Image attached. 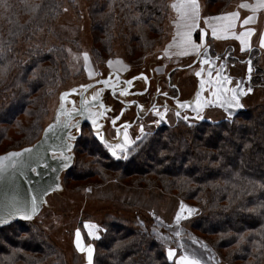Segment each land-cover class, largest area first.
<instances>
[{
	"label": "trees",
	"instance_id": "trees-1",
	"mask_svg": "<svg viewBox=\"0 0 264 264\" xmlns=\"http://www.w3.org/2000/svg\"><path fill=\"white\" fill-rule=\"evenodd\" d=\"M88 1L92 31L136 42H142L144 31L132 32L135 27H146L156 35V27L150 23L156 24L162 17L167 3ZM227 1L221 0L222 6ZM60 14L59 0H0V29L6 28L5 35L0 30V67L5 75L0 80V124L17 119L28 105L35 104L30 95L53 81L49 78L55 70L47 67V72L41 64L53 62L58 49L54 45L36 49L27 54L26 64L16 56V43L29 39L34 31L50 30ZM145 43L152 45L148 40ZM251 54L255 75L250 85L264 88V70L255 65L258 53ZM38 67L42 69L36 71ZM36 141L0 156L31 147ZM79 145L97 160L92 162L96 169L90 163L77 165L75 149ZM73 156L67 171L79 173L71 176L74 180L96 176L105 181L113 175L132 188L160 191L195 210L186 222L189 229L161 224L160 218L132 204L111 206L101 220L83 216L80 222L92 221L99 227V239L89 241L94 249L92 264H175L166 247L183 248L175 236L180 231L185 248L189 234H194L199 246L193 244V249L208 258L214 256L219 264H264V102L231 117L157 126L131 148L127 159L117 160L98 141L84 140L81 135ZM88 172L93 174L87 177ZM81 255L72 244L71 258L66 259L65 252L33 220L0 229V264H85L84 259L78 261Z\"/></svg>",
	"mask_w": 264,
	"mask_h": 264
},
{
	"label": "rangeland",
	"instance_id": "rangeland-1",
	"mask_svg": "<svg viewBox=\"0 0 264 264\" xmlns=\"http://www.w3.org/2000/svg\"><path fill=\"white\" fill-rule=\"evenodd\" d=\"M59 1L61 14L54 20L50 30L34 31L33 35L30 34L29 39L22 38L16 43V56L26 64L29 62V60H25L27 54L36 49L47 50L54 45L58 49L59 55L54 57L53 62L45 61L41 64V67H46L45 71L49 72L47 67H51L55 72L49 78L53 79L52 82L30 95L35 104L28 105L22 114L9 124H0V153L32 144L40 137L41 131L52 122L56 109L60 105L62 93L72 89H81L82 86L111 71L126 73V75L141 71L151 73L148 104L156 95L157 90L160 93L165 92L176 97V93L170 91L168 87L166 79L168 73L172 75L171 84L177 87L179 92L177 101L160 97L157 101L160 108L155 109L144 121H139L135 126L120 128L119 135L117 129L110 126V121L104 125L100 133L109 145L124 144V135L125 132L127 133L130 141L127 146V155L139 140L157 126L174 125L179 121L194 123L206 118L216 120L225 115L231 117L241 110L264 102V88L250 85L251 76L255 75L249 61L253 50L243 55L239 51L243 47L240 41L236 38L230 39L233 35L229 39L223 37L214 39L211 34L215 28L217 36H225L228 27L226 31L225 29L229 24L234 25L230 27V33L236 30L245 32L247 28L241 30L237 19H241L242 16L254 19L253 14L257 16L263 12L264 8L261 9L262 11H258L260 9L257 7L259 0H230L226 4L224 3V6H222L221 0H197L199 14L198 18L194 20L195 26L191 28L188 25L193 21L181 18L183 11L181 4L184 3V0H167L162 17L156 24L150 23L151 26L156 27V35L146 27L132 29V32L135 33L139 30L144 31L142 42H136L133 38H122L118 34L107 36L100 31H92L88 16V0ZM241 4L248 7L242 8ZM173 5L176 7L174 8ZM232 13L238 14L234 21L214 19L215 17H230ZM253 19L249 22L250 27H248L252 35L249 40L246 38V41L250 42H253L256 35L260 34L256 26L258 24L254 23ZM263 20L264 13H261L258 16V21ZM0 30L2 35L6 34V28ZM147 40L152 43L151 46H145ZM228 45L235 48V53L227 47ZM102 47L108 48L103 51ZM261 48L262 57L255 63L260 69L262 68L260 65L264 64V59L262 61L264 47ZM85 55H87V61H85ZM196 59L198 60L196 61ZM206 60L207 63H205ZM183 66H185L184 70H176V67ZM249 68H251V72H249ZM41 69L38 67L36 71ZM3 71V68L0 67V80L5 78ZM197 73L200 75L198 76ZM225 78L231 83L226 82ZM262 80L264 81V77ZM237 83L240 84L237 94L241 89L246 93L238 95L242 107L229 108L226 100L231 99L232 92L228 90L236 88ZM136 85L144 86L143 81ZM214 92L216 95L213 94ZM197 94H199L201 102H212L200 111V118H197V112L194 110L197 107ZM217 97L224 106L217 104ZM180 105H186V107L181 108ZM133 115L131 113L124 119H132ZM161 115H163V119H161ZM141 128H143V132H141ZM86 137L95 139L105 147L108 153H111L96 133L88 128L82 130V139L86 140ZM117 151L119 153V149ZM120 154L123 155V153ZM75 155L77 165L90 163L92 170L97 168L92 163L97 160L88 156L83 151L82 145L75 149ZM73 167L76 168V163ZM74 174L79 173L76 170H71L60 175L59 186L45 196L40 213L33 219L34 224L65 252L68 260L71 258L72 244L75 246L77 231L80 232L82 246L85 249L89 246L92 247L84 228V222L87 221L80 222V219L84 216L101 220L106 215V210L111 209V206L114 205L132 204L140 210L160 218L161 224H168L175 229L177 227L189 229L186 222L192 219L193 212L189 213L187 209L191 208L184 205L186 211L182 215L187 218L181 219L177 223L175 217L180 212L182 203L171 196L164 195L157 190L132 188L127 182L119 181L113 175L107 177L105 181H101L96 176L91 178L93 173L89 174L88 172L86 175L89 174L87 177L90 178L77 181L71 177ZM95 235L98 234L95 233ZM175 236L179 238L177 242L181 240L180 246L182 245L183 248L166 247L167 254L169 250L175 253L171 259L175 264L183 256L199 260L200 264H219L214 256L209 255L210 258H208L206 255L203 256V252L193 249V244L199 246L194 241V237H197L194 234H189L190 240H188L186 248L182 241L183 231H180V235L175 234ZM83 259L85 264H88L86 255H81L78 261L81 262Z\"/></svg>",
	"mask_w": 264,
	"mask_h": 264
},
{
	"label": "water",
	"instance_id": "water-1",
	"mask_svg": "<svg viewBox=\"0 0 264 264\" xmlns=\"http://www.w3.org/2000/svg\"><path fill=\"white\" fill-rule=\"evenodd\" d=\"M104 82L106 81L100 80L87 85L83 87L80 94L75 90H69L61 96L64 95L67 98L70 95H79L82 99L91 88ZM65 100L61 101L63 107L56 110L55 121L43 129L38 141L31 147L14 152L20 153V156H11V154L0 156V218L8 217V214L14 212L17 207L30 212L34 197L37 203V211L31 220H23L17 214L10 218L8 223L0 225V229L18 221H32L40 213L45 196L59 186L60 175L72 167L74 161L72 151L75 142L80 138L81 125L84 120L80 119L69 127L68 124L77 117L85 116V110L89 106L69 112L66 109ZM122 112L123 110L116 120L120 118ZM74 128H76L77 135L68 136V132ZM67 145L72 146V151L67 150ZM25 149H31V151H25ZM5 157L8 159H4ZM64 157L72 159L68 162Z\"/></svg>",
	"mask_w": 264,
	"mask_h": 264
},
{
	"label": "flooded vegetation",
	"instance_id": "flooded-vegetation-1",
	"mask_svg": "<svg viewBox=\"0 0 264 264\" xmlns=\"http://www.w3.org/2000/svg\"><path fill=\"white\" fill-rule=\"evenodd\" d=\"M184 67L185 66L176 67V70L182 71L184 70ZM171 76L172 75H170V73L167 74V84L170 91L176 93V97L168 95L165 92L160 93V91L157 90L156 95L153 96L152 100L148 104V99L150 98L149 91L151 87L152 78L151 73H145L144 71H141L136 74L126 75V73L111 71L110 73L105 74L104 76L99 77L95 81L87 84L90 85L100 80L106 81L104 83L99 84L98 86L91 88L88 92L85 93L82 99L79 98V95H70L66 98L65 105L66 109L69 112L78 111L81 110V108L85 109V107L89 106L85 110V116L83 115V117L80 116L72 120L68 124V127L73 125L76 121L83 119L84 121L81 125V135L82 130L85 128H88L92 132L96 133L92 126L91 119L92 114L98 112L104 113L103 116H95L97 124L101 126L99 131L104 127V125L108 121H110V126L114 129L125 128L124 126H127L128 128L135 126L139 121H144L155 109L160 108L157 105V101L160 97H162L163 99L177 101L179 92L178 88L171 84ZM140 81H143V87H139L138 85H136ZM85 86H82L81 89L72 90H75L80 94L83 91V87ZM122 92L125 94L122 95ZM96 93H100V95L99 97H97V99L93 100V96ZM101 104L104 105L103 108L100 107ZM61 105L62 102L60 101V105L58 108H60ZM122 110L123 112L120 118L116 120ZM131 113L134 114L132 119H124ZM55 119L56 118L54 116L52 122H54ZM113 120H115V124L113 123ZM76 135V128L68 132V136Z\"/></svg>",
	"mask_w": 264,
	"mask_h": 264
},
{
	"label": "snow or ice",
	"instance_id": "snow-or-ice-1",
	"mask_svg": "<svg viewBox=\"0 0 264 264\" xmlns=\"http://www.w3.org/2000/svg\"><path fill=\"white\" fill-rule=\"evenodd\" d=\"M173 7L175 8L176 5H173ZM240 7L245 8L248 6L245 4H241ZM257 7L258 8H264V0H259ZM181 8L183 9V11L181 13V18L192 20L193 23L188 25V27L189 28L194 27L195 26L194 20L198 18V14H199V5L197 4V0H184V3L181 4ZM253 10L255 11V9H253ZM237 17H238L237 13H232L230 17H215L214 19H226V20L234 21ZM252 19H253V17L246 18L244 20V24H248ZM232 26H234V25L233 24L227 25L225 31L227 30V27H232ZM189 35H190V33H189ZM251 35H252V32L247 31V32H242L238 37H234V38L239 39L241 45L243 46L246 43L245 37H248ZM213 36L216 38H220L219 36H217V30L215 28H213ZM224 38H227V36L225 35ZM260 45H261V47H264V37H261ZM241 50H243V47ZM87 59H88L87 55H85V61H87ZM207 62L208 61L206 60L205 63H207ZM249 72H251V68H249ZM197 75L199 76L200 73H197ZM225 80H226V82L231 83V81L227 80V78H225ZM239 88H240V84L237 83L236 88L228 90V91L232 92V96H231L230 100H226L227 107H229V108H240V107H242V105L239 102L238 95H244L246 93L244 92V90L241 89L239 91V94H237V89H239ZM202 90H203V84H202ZM248 91H251V89H248ZM121 94L123 95L125 93L122 92ZM213 94L216 95L215 92ZM99 95H100V93H96L93 96V100L97 99V97H99ZM65 98L66 97L64 95H62L61 101H64ZM196 102H197V107L194 110L197 112V118H200L199 117L200 111H202L204 107L211 104L212 102L211 101L201 102L199 94H197ZM85 103H86V101H85ZM217 104L219 106H224V104H222L220 102L219 97H217ZM61 107H63V105H61ZM100 107L103 108L104 105L101 104ZM180 107L183 108V107H186V105H180ZM103 114H104L103 112H98V113L92 114L91 122H92V126H93L94 130L96 131V135L101 139V142H104L106 144V147L109 148V150H110V152L114 158H116L117 160H119L121 158L127 159V146L130 144V141L127 137V133L125 132V135H124V144H120V143H117L116 145L107 144L103 139V135L99 131L101 126L97 124V120L95 119V116H103ZM178 115H179V113H178ZM161 119H163V115H161ZM185 119H188V118L185 117ZM113 123L115 124V120H113ZM124 127L126 128L127 126H124ZM141 132H143V128H141ZM117 133L119 135V129H117ZM70 139H74V137H70ZM117 149H119V153H118ZM67 150L69 152L72 151V146L67 145ZM25 151L30 152L31 149H25ZM120 153H123V155H121ZM20 155H21L20 153H12L11 154V156H20ZM4 159H8V157H5ZM64 159L66 161L70 162L72 158L71 157H64ZM33 171H35V169H33ZM36 211H37V203H36V198L34 197L32 200V207H31L30 212L25 211V210L17 207L14 212H10L8 214V217L0 218V225L8 223L9 219L16 216L17 214L23 220H31L32 216L35 214ZM185 211H186L185 206L183 204H181L180 212H178L176 217H175L177 223H179V221L181 219L187 218V217H184L182 215V213ZM187 211L189 213H191L195 210L194 209H187ZM85 228L88 229V234L90 237H92L93 239H99V236L95 235V232L97 230L96 225H91V224L85 225ZM176 235H180V233L177 232ZM75 246H76L78 251H80V252L86 251L87 252L88 264H92L94 249L91 246L87 247L86 249L82 246V241H81V236H80L79 231H77V233H76ZM174 255H175V253L173 251L169 250V252H168L169 260H171ZM176 264H200V261L193 259V258H189L188 256H183L178 261H176Z\"/></svg>",
	"mask_w": 264,
	"mask_h": 264
},
{
	"label": "crops",
	"instance_id": "crops-1",
	"mask_svg": "<svg viewBox=\"0 0 264 264\" xmlns=\"http://www.w3.org/2000/svg\"><path fill=\"white\" fill-rule=\"evenodd\" d=\"M262 8H260V9H258V11H260ZM262 11V10H261ZM261 13H264V11L263 12H261ZM261 13H259L257 16H255V14H253V16H254V19H253V21H254V23H257L258 25H256L257 26V28L259 29V31H260V34L259 35H256L257 37L255 38V40L253 39V42H250V41H246V43L243 45V50H241V49H239V51L240 52H242V54L244 55V54H247L248 52H250L251 50H253V51H256L258 54H257V57H256V60L258 59H261V57H262V54H263V51H262V48H261V45H260V40H261V37H264V20L263 21H258V16L261 14ZM249 16H242L241 17V19H237L238 21H239V25H240V28H241V30L242 29H244V28H247V30L245 31V32H247V31H250L249 30V28L248 27H250V24L248 23V24H244V20L246 19V18H248ZM230 27H228V31H226V36H227V39H229L230 38V36H232L230 39H235L234 37H238L242 32H240V30L238 31V30H236L235 32H232L231 31V33H230ZM211 34H212V36H213V30H212V32H211ZM217 35H218V33H217ZM255 35V34H254ZM220 38L221 37H225V36H223V35H221V36H219ZM213 38L215 39L216 37H214L213 36ZM246 38H247V40H249L250 39V36H248V37H245V40H246ZM237 40H239V39H237ZM240 41V40H239ZM231 46L232 45H228L227 47L228 48H230L231 49V51L232 52H234L235 53V48L233 47V48H231ZM263 59L264 58H262V61H263ZM264 62V61H263ZM262 62V63H263ZM260 63H261V60H260ZM262 68L261 69H263L264 70V64H262V65H260ZM89 224H91V225H96L97 226V230H96V232L95 233H97L98 234V231H99V227H98V225L97 224H95V223H93V222H84V228H85V225H89ZM85 232H86V234H87V236L89 237V239L90 240H92L93 238L92 237H90L89 236V234H88V229H86L85 228ZM94 240V239H93ZM81 253H83L84 255H86L87 256V252L85 251V252H81Z\"/></svg>",
	"mask_w": 264,
	"mask_h": 264
}]
</instances>
